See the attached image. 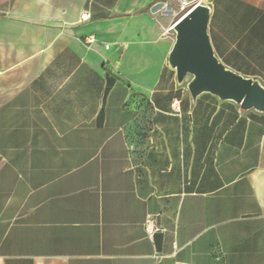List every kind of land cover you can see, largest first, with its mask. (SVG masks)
Returning <instances> with one entry per match:
<instances>
[{
  "label": "crops",
  "instance_id": "0c3cea01",
  "mask_svg": "<svg viewBox=\"0 0 264 264\" xmlns=\"http://www.w3.org/2000/svg\"><path fill=\"white\" fill-rule=\"evenodd\" d=\"M156 1L0 0V264H264V113L191 101ZM204 2L264 84V0Z\"/></svg>",
  "mask_w": 264,
  "mask_h": 264
},
{
  "label": "water",
  "instance_id": "95a60500",
  "mask_svg": "<svg viewBox=\"0 0 264 264\" xmlns=\"http://www.w3.org/2000/svg\"><path fill=\"white\" fill-rule=\"evenodd\" d=\"M210 13L208 4L197 2L171 25L174 40L167 66L175 73L176 85H184L192 102L207 93L242 110L264 113V84L226 67L215 55L208 34ZM161 239L162 233L153 234L157 250Z\"/></svg>",
  "mask_w": 264,
  "mask_h": 264
},
{
  "label": "rangeland",
  "instance_id": "374dc122",
  "mask_svg": "<svg viewBox=\"0 0 264 264\" xmlns=\"http://www.w3.org/2000/svg\"><path fill=\"white\" fill-rule=\"evenodd\" d=\"M205 3L204 0H158L155 3H153L148 10L149 13L157 18L159 22L164 26L165 28H168L169 30L166 32L168 33V37L173 40L174 39V33L171 29V25L173 22L178 19L183 13H185L190 7H192L195 3ZM174 71L171 72V76L174 78ZM188 76L185 78V81H187ZM184 91H187L186 88L181 86ZM204 97H209L208 95L202 96L201 99Z\"/></svg>",
  "mask_w": 264,
  "mask_h": 264
},
{
  "label": "built area",
  "instance_id": "2783aa9c",
  "mask_svg": "<svg viewBox=\"0 0 264 264\" xmlns=\"http://www.w3.org/2000/svg\"><path fill=\"white\" fill-rule=\"evenodd\" d=\"M88 18H89L88 14L86 12H82L80 14L79 22L85 21ZM85 41L87 44L91 45L93 42H95V38L93 36H88V37H85ZM144 228H145L147 235L151 238L153 234L157 231L153 217L149 216L145 219Z\"/></svg>",
  "mask_w": 264,
  "mask_h": 264
}]
</instances>
